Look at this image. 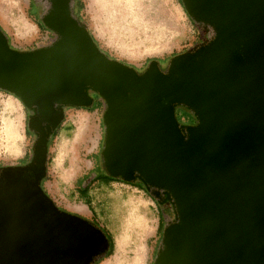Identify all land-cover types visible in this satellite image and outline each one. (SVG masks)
Returning <instances> with one entry per match:
<instances>
[{"label": "water", "instance_id": "obj_1", "mask_svg": "<svg viewBox=\"0 0 264 264\" xmlns=\"http://www.w3.org/2000/svg\"><path fill=\"white\" fill-rule=\"evenodd\" d=\"M182 1L216 40L166 68L154 59L143 76L99 51L70 0H51L43 16L58 34L47 47L18 50L0 32V88L38 110L32 161L0 167V264H89L108 247L100 227L58 210L41 184L63 107L92 106L89 90L106 102V173L132 181L139 170L174 198L154 264H264V0ZM177 105L197 123L181 125Z\"/></svg>", "mask_w": 264, "mask_h": 264}, {"label": "clouds", "instance_id": "obj_2", "mask_svg": "<svg viewBox=\"0 0 264 264\" xmlns=\"http://www.w3.org/2000/svg\"><path fill=\"white\" fill-rule=\"evenodd\" d=\"M36 2L43 15H47L52 8L51 0ZM31 3L32 0H0V32L6 35L13 48L27 50L32 45L42 48L52 43L50 34L42 32L35 22L30 30L21 23V12ZM79 3L82 5V23L99 51L109 60L134 70L140 76L145 74L143 69L148 60L171 55L185 46L192 47L188 41L197 31L206 44H211L218 36L214 25L205 21L194 24L180 0H79ZM69 7L73 16L80 19L77 15L78 0H70ZM165 34L171 36L169 50L164 53L153 51L147 55V50L156 44L155 38ZM163 73L168 75V70ZM81 111V108L64 107L65 119L59 130L56 128L52 133L55 139L47 148L45 171L47 183L53 186L49 191L52 202L58 210L63 209L76 217L82 215L77 206L87 203L89 211L84 215L100 217L111 239L108 247L94 255L89 264H152V242L158 238L159 218L153 211L154 201L147 208L140 205L138 209L133 202L132 198L138 200L143 191L137 186L138 181L147 183L141 178L140 171L134 172L136 179L132 181L123 175L113 176L110 180L98 179L95 157L100 148L89 152L90 143L76 146L74 167L70 158H65L62 167L59 164L65 144L74 139L72 133L75 125L72 119ZM185 139H188V134H185ZM34 143V138L29 136V109L24 99L9 89L0 88V165L5 168L17 167ZM68 168L74 171L71 184L65 182L63 173V169ZM82 178H88L87 199L76 195ZM147 184L149 191L161 193L163 200L157 197L158 200H169L166 189ZM143 199L152 201L147 193ZM96 209H99V213ZM134 211L150 225L154 222L152 231L143 232L140 228L130 230L129 219ZM163 247L166 248V245Z\"/></svg>", "mask_w": 264, "mask_h": 264}, {"label": "rangeland", "instance_id": "obj_3", "mask_svg": "<svg viewBox=\"0 0 264 264\" xmlns=\"http://www.w3.org/2000/svg\"><path fill=\"white\" fill-rule=\"evenodd\" d=\"M182 2L180 0L181 5L183 6ZM184 10L186 11V8H184ZM43 16H45V15L42 14V9L37 4L36 0H32V3L26 7V10L21 12L20 21L24 25V27L26 29H29V30L31 29L32 23L35 22L36 24L39 25L42 32L50 34L49 39L53 43L58 38V34L56 32L50 31V29L48 27H46L45 25H42L43 23H41V22H43ZM79 16H80L81 20H83L82 11L79 14ZM193 23L195 24L194 21H193ZM172 35H175V33H173ZM155 39H156V44L154 47H150L147 50V52H146L147 55H151V53L153 51L164 53L165 51L169 50L168 49V42L171 39L170 35H167V34L161 35L159 37H156ZM203 42H205L203 39V36L199 34V31H197V34L190 41H188V43H190L192 45V47L185 46L181 50L173 52L171 55H167V56L161 55L160 58H158L156 60H158L160 62V65L162 68H166L172 57H174L175 55H177L179 53H183L185 51L192 50ZM36 48L37 47H35V45H32V46H29L27 48V50H32V49H36ZM16 49L21 50L19 48H16ZM150 61H152V60H148L145 63L144 69L148 66ZM97 96H98V99L95 98V102L92 106H90V107H76V108H81L82 111L79 112L78 114H76V116L73 117V119H72V123L75 125L74 131L72 133L74 136V139L67 142L65 144L64 149L61 151V155L59 158V164L61 165V167L64 164L65 158H70L72 160L73 167H74L76 160H77L76 146L77 145H85L86 146L90 143L91 147L88 148L89 152L95 151V149L97 147L100 148L99 154L95 157V159L97 161L96 172L98 174L99 173H101L103 175L105 174V169H104L103 160H102V149H103V145H104V135H105L104 123H103V113H104L105 108H106V102L99 94ZM176 112H177L178 120H179L181 125H184V126L193 125V124H189V123H193L197 119L196 114L189 107H187L185 105H178ZM32 115H33V112L29 111V118ZM64 119H65V115H64ZM64 119H63V121H64ZM63 121L61 122V124L63 123ZM61 124H59V127L57 130H59ZM29 136L34 138L35 143H34L32 149L30 150L29 154L22 161H20L18 165L27 164L29 159L31 158V156L33 154L34 146L36 144L37 137H35L33 132L30 130H29ZM101 138H102V140H101ZM54 139H55V136H54L53 140L49 143V146L52 144ZM63 173H64L65 182L71 184V180H72V177L74 175L73 168L63 169ZM84 179H85V182H84ZM87 180H88V178H82L79 181L78 191L76 192V195L78 197H83L79 191H80V187L82 186V183L84 182L86 184ZM44 185H45L46 190L49 193V191L52 189L53 186L49 185L47 183V179H45ZM137 186H138V184H137ZM138 187L141 188V186H138ZM145 193H147L149 196H151V194L146 189H143V191L140 193V198L138 200L135 197H133L132 199H133V202L135 203L136 209H138L140 205H143L144 207L147 208L149 206V204L153 203V201H154L153 211H154L155 215L158 216V218H159V229H158V233H157L158 238L152 242L153 243L152 264H154L160 248L163 247V245H164L163 241H162L163 232H164L166 226H168V224L170 223V221L174 215L172 213H169V215L168 214L166 215L167 220L163 219L162 214H161V208H160L159 204L153 199L152 196H151L152 201L144 200L143 197H144ZM88 196H89V193H88ZM88 196H87V198H88ZM77 209L82 213V215H81L82 217H84L88 220H91V221L93 220L96 223H98L100 225V227L104 228L100 222V217L98 215H91V214L84 215V214L88 213V211H89L87 203L79 204L77 206ZM96 212L99 213V209H96ZM153 227H154V222L152 225H150L149 222L143 216L136 214L135 211L133 212V214L131 215V217L129 219L130 230H134L135 228H140L143 232H150V231H152Z\"/></svg>", "mask_w": 264, "mask_h": 264}, {"label": "flooded vegetation", "instance_id": "obj_4", "mask_svg": "<svg viewBox=\"0 0 264 264\" xmlns=\"http://www.w3.org/2000/svg\"><path fill=\"white\" fill-rule=\"evenodd\" d=\"M52 7H53V4H52ZM41 23H43V22H41ZM43 25H44V23H43ZM50 31H52V30H50ZM52 32H54V31H52ZM89 94L91 95V96H93L94 97V102H95V98H97L98 99V93H96L95 91H93V90H89ZM63 110H64V107H63ZM29 111H32L33 112V115H35V114H38V110H37V108L35 109V108H31V109H29ZM197 123V119L193 122V123H189V124H196ZM47 125V126H46ZM48 126H51V123H49V122H45V124H44V128H45V131H47V129H48ZM30 131H32L33 132V134L35 135V137H37V139H38V134L36 133V132H34L33 130H30ZM51 135V134H50ZM49 135V138H48V140H47V146L49 147V143H50V138H51V136ZM37 139H36V141H37ZM101 140H102V138H101ZM32 160H30L29 159V161H28V163H30ZM27 163V164H28ZM0 167H3V165H0ZM46 175V174H45ZM45 179H46V176L44 177V181H43V188H44V190H45V192H47L48 193V191L46 190V188H45ZM42 182V181H41ZM84 182H85V179H84ZM82 183V186L81 187H83V186H85L86 184L85 183ZM138 184L139 185H143L144 187H145V189L151 194V196L153 197V199L159 204V206H160V208H161V214H162V218L163 219H166V215L168 214L169 215V213H172L174 216H173V218L171 219V221H170V223L168 224V225H171V224H173V223H175L176 222V212H175V208H174V205H173V203H172V201H171V199L169 198V194H168V199L169 200H167V201H163V202H161L160 200H158L157 199V197L158 198H161L162 200H163V198H162V196H161V193L160 192H155V193H153V192H151V191H149V188H148V186L146 185V184H143L141 181H138ZM158 188V187H157ZM49 194V193H48ZM175 217V218H174ZM167 220V219H166ZM167 222V221H166ZM169 222V221H168ZM167 224V223H166Z\"/></svg>", "mask_w": 264, "mask_h": 264}, {"label": "trees", "instance_id": "obj_5", "mask_svg": "<svg viewBox=\"0 0 264 264\" xmlns=\"http://www.w3.org/2000/svg\"><path fill=\"white\" fill-rule=\"evenodd\" d=\"M181 2H182V0H181ZM183 3V2H182ZM183 7L185 8V6H184V3H183ZM81 11H82V5L79 3V0H78V7H77V15L79 16V14L81 13ZM187 11V10H186ZM190 16V15H189ZM191 17V16H190ZM192 18V17H191ZM80 20H81V18H80ZM192 20L194 21V19L192 18ZM81 22H82V20H81ZM195 23H196V21H194ZM43 25V24H42ZM178 106V105H177ZM28 109H31V108H28ZM176 109H177V107H176ZM176 114H177V112H176ZM178 117V116H177ZM59 127V126H58ZM58 127H57V129H58ZM29 130H31L30 128H29ZM55 131V130H54ZM53 131V132H54ZM52 132V133H53ZM52 133H51V138H50V142L53 140V138H54V136H55V134H53L52 135ZM33 156H34V151H33V154H32V156H31V158H30V160H32L33 159ZM46 176V175H45ZM44 176V177H45ZM44 177H43V179H42V182H41V184L43 185V181H44ZM97 177H98V179H100V180H110V179H112L113 177L112 176H110V175H108L107 173H106V171H105V174L103 175V174H101V173H97ZM139 181H141L143 184H145L142 180H139ZM138 186H141V188L142 189H145V187L141 184V185H139L138 184ZM80 194L85 198V199H87V196H88V193H89V191H88V188H87V186L85 185V186H83V187H80ZM91 221V220H90ZM92 223H94L95 225H97L98 227H100V225L98 224V223H96L95 221H91ZM104 232H105V234H106V236H107V238L109 239V241H110V239H111V237H110V234H108L107 233V231H106V229L105 228H102V227H100Z\"/></svg>", "mask_w": 264, "mask_h": 264}, {"label": "bare ground", "instance_id": "obj_6", "mask_svg": "<svg viewBox=\"0 0 264 264\" xmlns=\"http://www.w3.org/2000/svg\"><path fill=\"white\" fill-rule=\"evenodd\" d=\"M45 122H48V121H44V122H43V128H44V124H45ZM44 130H45V128H44Z\"/></svg>", "mask_w": 264, "mask_h": 264}]
</instances>
